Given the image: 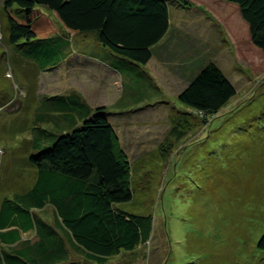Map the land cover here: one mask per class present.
Wrapping results in <instances>:
<instances>
[{"label": "rangeland", "instance_id": "rangeland-1", "mask_svg": "<svg viewBox=\"0 0 264 264\" xmlns=\"http://www.w3.org/2000/svg\"><path fill=\"white\" fill-rule=\"evenodd\" d=\"M3 1L0 196L20 193L33 182L36 170L28 161L37 149L35 144H51L63 131L54 123L55 115L47 112V104L52 107L58 99L48 101L40 92L77 88L92 100L104 94L105 101L113 102L110 120L129 164L128 181L134 192L132 202L120 208L153 216L151 239L109 264H264V251L258 248L264 236V53L252 44L238 8L227 7L231 4L222 0H184L189 4L184 8L176 5L179 0H170L171 23L181 37L176 35L172 45L183 44L187 51L184 47L180 60L168 65L158 60L145 66L100 46L96 35L80 38L72 33L70 38L78 37L65 52L35 60L32 56L45 50L41 41H24L17 47L4 44ZM192 49L198 56L209 53L192 71L187 68L177 77L171 68L183 64L182 58ZM81 50L120 59L118 94L93 89L89 80L93 74L84 77L81 66L64 74L61 58ZM210 59L236 91L216 116L187 109L178 100L194 73ZM55 67L63 71L62 76L44 77ZM97 104L92 103L94 110L103 106ZM183 118L191 127L181 141L173 143L171 130ZM37 137L43 143L36 142Z\"/></svg>", "mask_w": 264, "mask_h": 264}, {"label": "trees", "instance_id": "trees-1", "mask_svg": "<svg viewBox=\"0 0 264 264\" xmlns=\"http://www.w3.org/2000/svg\"><path fill=\"white\" fill-rule=\"evenodd\" d=\"M222 1L237 6L252 44L264 53V0ZM178 2L179 7L189 5ZM2 9L4 44L17 47L24 41H41L45 50L32 56L35 60L58 57L48 41L62 28L96 35L100 46L146 66L172 21L170 0H4ZM196 57V51L189 56L195 64L204 59ZM235 95L226 75L210 60L194 73L178 100L187 109L216 116ZM56 99V105L47 104V112L55 115L54 123L63 131L51 144L37 137L35 141L43 144H35L28 161L36 177L0 203V264H109L124 251L139 250L152 237V215L120 208L132 202L134 192L108 109L92 112L85 104L77 109L64 97ZM190 127L185 118L175 122L170 133L173 143L181 141ZM47 208L54 211V227L35 212ZM30 231L37 232L38 239L23 242L22 233ZM258 248L264 251V236ZM75 254L83 259L68 262Z\"/></svg>", "mask_w": 264, "mask_h": 264}, {"label": "crops", "instance_id": "crops-1", "mask_svg": "<svg viewBox=\"0 0 264 264\" xmlns=\"http://www.w3.org/2000/svg\"><path fill=\"white\" fill-rule=\"evenodd\" d=\"M234 6L235 5L231 4L230 6H227V7H234ZM246 25L248 26L247 23H246ZM178 32H179V30H174L172 23H170V29H169L168 33L166 34V36L158 44H156L153 47L152 58L148 64H151L153 62L155 63V61L158 62V60H160V62H161V60H162L163 63L167 62L165 64L168 65V62L173 63V61L176 62V61L180 60V58H178V55L180 54L181 50L185 46L183 44H180V46L172 45L173 43L171 41V40H174L176 35H178L177 38H181L179 36ZM71 33L74 34L73 32H70V31H67L65 29L60 28L59 33H57L55 36H52L49 39L48 42L51 43L52 45H54L53 50H56L57 54H61L62 52H65V49L67 47H70V45L72 44V41L74 42L75 38L78 37V36L73 35V38H70ZM81 36H83V35H80V38H81ZM87 36L84 35L83 37H87ZM95 42L97 44H99L97 41V38H96ZM82 44L83 45L85 44V41H83V38H82ZM160 47H161V49L158 51V49ZM204 47H205V45H204ZM184 50L187 51V47H185ZM192 50L194 52L197 51L194 49H192ZM155 52H157V57H158L156 60H155ZM207 53H209V52H207ZM207 53H204V55L202 57H205V54H207ZM180 56H183V55H180ZM189 56H185L184 58H182L183 64H181V65L175 64L171 68V69H173V71L176 70L177 73H175V75L177 77L182 75L181 70H180L181 68H185V69L190 68L191 69V67L195 64V59L192 58L190 60ZM200 57L201 56L197 55L196 59L200 58ZM61 60H62V63H61V65H59V67H61L64 70V74H66L68 72V70H70V69L76 70L80 66L83 69L82 70L83 73L86 72L84 74V77H86V76L88 77V73H90L91 76L93 74V77H90L89 80H90V82H92L94 84V85L92 84L93 85L92 88L96 89L97 91L100 90V91L105 92V94H107V93L110 94V91H108V90H112V92L114 90L115 92H117L119 90L118 88H120L119 85H120V81H121L122 76L120 75L121 74L120 73L121 72L120 64L117 65L118 62L120 63V59L117 58L116 56H114L113 54L107 53L104 55H95V54H87L85 51L81 50L79 52H76L75 54L71 53L69 55H66V53H65V55L61 58ZM210 60H212V59H210ZM59 67L53 68L54 71L52 70V74L47 73L44 75V77L49 76L50 78H52V76H55L56 74L58 76H62L63 71L58 70V69H60ZM80 79H82V78H80ZM83 80H87V79H83ZM39 94L44 95L48 101L51 99L58 98V97L59 98L64 97V98H66V100H68V101L70 100L73 103H75V107L77 109H78V106H80V107L83 106V105H81V103L85 104L89 107L90 111H92V112L94 110V108H92V106H91L92 103L93 102H96V104H97V102L101 103V104H103V106H99V108L100 107H106V106H107L106 108H109L108 110L110 113L108 116V121L112 125V127L114 128V130L116 132V126L113 125V123L110 120L111 115L114 114L112 112L113 102L105 101L103 98L104 94H102V96H101L102 98H96L95 97V90H94V97H95L94 100H92L90 97H88L82 89H77V88H73L72 90L68 89L64 92H59V93H47V92L43 91V92H40ZM117 94H118V92H117ZM114 96L115 95H113V98H114ZM98 105H100V104H97V107H98ZM48 110H50V108H48ZM2 200H3V198H2V196H0V203L2 202ZM47 211H49V212H47ZM35 212L48 225L53 226L55 224L54 223V211H53V209L47 208L46 212H45V210H41V211L36 210ZM48 215H50V216H48ZM50 218L52 219V221L50 220ZM38 237L39 236H37V232H35V231L22 233V241L23 242H25V241L34 242L38 239ZM9 248H8L9 249L8 251H12V247H9ZM67 251H69V250H67ZM71 261L74 262V261H79V260L78 259L75 260L73 256H70V259L68 260V262H71ZM80 262H82V260Z\"/></svg>", "mask_w": 264, "mask_h": 264}]
</instances>
